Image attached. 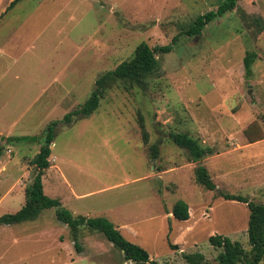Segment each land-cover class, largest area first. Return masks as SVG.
<instances>
[{
	"label": "rangeland",
	"instance_id": "1",
	"mask_svg": "<svg viewBox=\"0 0 264 264\" xmlns=\"http://www.w3.org/2000/svg\"><path fill=\"white\" fill-rule=\"evenodd\" d=\"M12 1L0 0V215L24 204L37 172L29 161L51 121L83 104L96 79L137 45L169 44L221 2ZM247 51L255 53L250 77ZM155 57L143 84L113 81L92 114L57 124L43 190L74 216L107 217L154 264H188L183 252L217 264L211 235L250 249L246 204L221 192L264 203V0H238L200 35H179ZM173 132L199 141L206 149L200 161L172 142ZM14 135L38 140L7 142ZM198 164L214 190L195 181ZM178 200L188 204L185 221L171 213ZM79 235L81 251L54 209L0 225V264L128 263L102 233L81 226Z\"/></svg>",
	"mask_w": 264,
	"mask_h": 264
},
{
	"label": "trees",
	"instance_id": "2",
	"mask_svg": "<svg viewBox=\"0 0 264 264\" xmlns=\"http://www.w3.org/2000/svg\"><path fill=\"white\" fill-rule=\"evenodd\" d=\"M19 0H13L10 5ZM238 0H221L216 9L209 10L197 15L172 41L166 45L149 47L146 43H140L135 48L133 55L119 63L114 69L106 71L96 79V86L83 104L64 114L61 120L51 121L42 135V144L38 152L30 159L29 163L35 167L36 174L31 184L25 188V202L23 206L15 212L0 215V225H13L36 219L42 210L54 209L56 219L67 224L70 228L72 241L78 251L82 248L79 244V228L86 226L91 230L102 233L112 245L122 251L127 264H154L150 259L149 252L141 245L126 238L121 230L116 227L107 217H86L82 215L74 216L65 208L60 199L53 198L44 193L42 176L50 165L49 156L51 154L50 145L55 137V129L58 123L69 124L72 121L92 114L99 106L109 83L122 81L127 84H143L147 76L156 68V53H168L173 45L178 41L179 35L194 37L200 35L203 28L213 22L216 18L232 12L237 6ZM255 59L253 51H247L243 60L245 76L250 77L252 73V63ZM170 139L177 146L187 150L189 159L198 162L206 153V149L199 141L185 132L170 133ZM7 142L32 143L38 140V136L20 135L9 136ZM153 156L158 150L152 146ZM1 154V148H0ZM195 181L208 190H214L216 185L211 178L207 168L198 164L194 170ZM225 200L245 203L248 209L247 238L250 246L245 250L239 241L232 240L228 236L214 234L209 237L210 244L218 250L216 255L217 264H263L264 263V203L250 201L247 196L221 192ZM174 218L185 221L189 218L188 204L183 200L174 203L172 210ZM176 248V245H172ZM183 258L188 264H210L201 252L185 253Z\"/></svg>",
	"mask_w": 264,
	"mask_h": 264
},
{
	"label": "crops",
	"instance_id": "3",
	"mask_svg": "<svg viewBox=\"0 0 264 264\" xmlns=\"http://www.w3.org/2000/svg\"><path fill=\"white\" fill-rule=\"evenodd\" d=\"M14 136H15V135H14ZM22 206H23V205H20V206H19V209H20ZM17 210H18V209H17ZM8 212H9V211H8ZM5 213H7V212H5ZM22 223H23V222H22ZM19 224H21V223H19Z\"/></svg>",
	"mask_w": 264,
	"mask_h": 264
}]
</instances>
